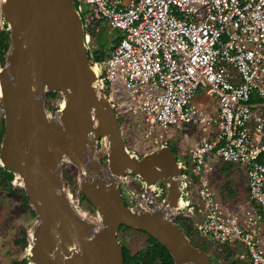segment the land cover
<instances>
[{
	"label": "water",
	"instance_id": "water-1",
	"mask_svg": "<svg viewBox=\"0 0 264 264\" xmlns=\"http://www.w3.org/2000/svg\"><path fill=\"white\" fill-rule=\"evenodd\" d=\"M1 11L10 32V48L0 72L5 121L0 161L14 175L20 174L39 216L37 238L33 237L34 261L125 264L117 234L121 226H127L157 239L175 264H211L207 250L196 246L176 221L145 204L146 211L138 209L142 202L130 207L124 201L118 185L128 174L144 179L147 197L162 182L167 191L163 203L172 205L184 199L180 178L186 166L167 144L140 159L130 153L120 117L100 87L97 60L85 42L75 0H3ZM49 91L64 94L60 121L45 110ZM105 138L109 140L110 177L102 176L97 160L95 168L102 179L91 182L84 176L86 151L91 147L97 152L99 140ZM3 157L13 166L3 164ZM64 157L82 172V193L101 215L99 232H92V223L71 205L62 184Z\"/></svg>",
	"mask_w": 264,
	"mask_h": 264
},
{
	"label": "built area",
	"instance_id": "built-area-1",
	"mask_svg": "<svg viewBox=\"0 0 264 264\" xmlns=\"http://www.w3.org/2000/svg\"><path fill=\"white\" fill-rule=\"evenodd\" d=\"M75 3L88 46L99 22L118 31L97 65L101 89L126 95L118 106L110 97L119 116H142L156 141L189 126L207 132L180 178L184 197L199 177L205 218L196 231L222 246L241 244L250 264H264V0ZM200 93L212 99L213 114L193 103ZM219 161L247 178L248 199L239 208L223 205L212 189L208 175Z\"/></svg>",
	"mask_w": 264,
	"mask_h": 264
},
{
	"label": "rangeland",
	"instance_id": "rangeland-1",
	"mask_svg": "<svg viewBox=\"0 0 264 264\" xmlns=\"http://www.w3.org/2000/svg\"><path fill=\"white\" fill-rule=\"evenodd\" d=\"M2 1L0 0V33L7 30V22L1 11ZM91 34L90 54L94 55L96 59L98 57L102 58L101 60L105 59L117 42L118 31L112 30L104 22H99L97 28ZM5 66L0 61V72ZM49 92H54L55 95H49ZM49 92L46 93L44 100L45 110L50 117L59 118L61 116V103L65 98L64 94L59 91ZM103 94L108 98L113 97V101L117 106L118 102L126 97L121 92L112 94L110 88L103 90ZM211 101L210 97L200 93L194 97L193 103L197 106L206 107L213 114L215 106ZM125 108L126 105H123L119 107V110ZM119 117L127 148L131 154L139 159L166 142L168 146L175 149L179 161L183 162L187 168L189 166L190 150L207 135V132L200 126H189L172 130L169 134H165L166 136L162 140L156 141L159 134H149V124L142 116H134L127 112ZM4 131V110L0 102V158ZM108 155L109 149L106 139L104 141L99 140L96 160L99 161L102 167V176L105 179L110 177ZM213 165L214 168L208 178L217 199L229 208H239L248 199V185L245 174L234 164L219 161ZM60 167L62 170V184L65 192L69 195L71 205L84 218L99 225L101 217H99L97 208L82 193V172L79 167L67 158L61 161ZM4 170L5 168L0 161V264H38L34 261L33 241L38 223V214L30 202L29 206L24 202L25 189L21 178L15 175L10 180L5 175ZM120 176L117 178L120 179ZM193 179L194 183L188 188L190 194L184 195L186 204L181 205L182 207L180 206L178 209L170 210L169 217L182 227L196 246L207 250L210 254L211 264H250L246 250L241 244L233 248L222 246L209 242L196 231V224L204 221L205 214L199 210L200 206L198 205L199 203L202 204V199H199L197 193L199 177H193ZM111 180H113V177ZM155 187L154 193L148 194V197L144 196V179L135 174L122 177L118 185L128 206L135 207L139 202H142V205L145 204L148 209L161 207L167 194L166 185L164 186L162 182H157ZM187 201H189V204H187ZM117 238L123 247L132 253L144 250L149 245V236L146 233L127 226H121Z\"/></svg>",
	"mask_w": 264,
	"mask_h": 264
},
{
	"label": "trees",
	"instance_id": "trees-1",
	"mask_svg": "<svg viewBox=\"0 0 264 264\" xmlns=\"http://www.w3.org/2000/svg\"><path fill=\"white\" fill-rule=\"evenodd\" d=\"M10 48V32L3 30L0 33V61L5 65L6 54ZM107 57V56H106ZM105 57V58H106ZM102 58L98 57L96 60L101 61ZM104 60V59H103ZM49 95H55L54 92H49ZM172 148V147H171ZM174 151L175 149L172 148ZM5 175L12 180L14 173L4 170ZM24 202L29 206V198L24 191ZM146 233V232H144ZM149 245L144 250H139L132 253L127 248H124L125 264H175L172 255L167 248L163 246L157 239L149 235Z\"/></svg>",
	"mask_w": 264,
	"mask_h": 264
},
{
	"label": "bare ground",
	"instance_id": "bare-ground-1",
	"mask_svg": "<svg viewBox=\"0 0 264 264\" xmlns=\"http://www.w3.org/2000/svg\"><path fill=\"white\" fill-rule=\"evenodd\" d=\"M92 68H93V70H96V66H94V65H92ZM5 74H6V71H5ZM0 96H2V91H1V87H0ZM65 105H66V100H65V98H64V100H63V102L61 103V108H64L65 107ZM61 112V111H60ZM50 117V116H49ZM50 118H52V117H50ZM52 119H54V120H56V121H60L61 120V117H59V118H52ZM106 139V141H107V144L109 143V140L107 139V138H105ZM65 158H67V157H64L63 159H65ZM86 158H87V162H86V164H87V166H86V168L85 169H87L86 171L87 172H85L84 173V176L89 180V181H91V182H93L94 180H98V179H102L101 178V176H99V173H98V171L96 170V168H95V165L97 164V160H96V150H94L93 148H91V147H88L87 148V151H86ZM62 159V160H63ZM68 159V158H67ZM2 163L3 164H6V165H9V166H13L12 165V163H11V161L7 158V157H3L2 158ZM20 174L17 172V176L18 177H20L19 176ZM116 176V175H115ZM120 176V175H119ZM121 177V176H120ZM119 179V178H118ZM144 196H146L147 197V194H145ZM68 197H69V195H68ZM186 204V201L184 200V199H181V197L180 198H178L177 199V202H175L174 204H172V205H167V203H163V205L161 206V207H159V208H156L157 210H159V212L161 213V214H163L164 216H169V212H170V210H172V209H178L181 205L182 206H184ZM181 206V207H182ZM137 208L138 209H143V211H146L147 209H145L144 208V206L143 205H138L137 206ZM134 211H136V209H133ZM77 212H78V210H76ZM139 213H141L142 211H139V210H137ZM79 213V212H78ZM80 215H81V213H79ZM39 217V216H38ZM81 217H83L82 215H81ZM100 217H101V215H100ZM84 218V217H83ZM85 220H87L86 218H84ZM88 222H91V221H89V220H87ZM39 223H40V221H38V225H37V228H38V226H39ZM92 223V232H99L100 230H101V228L103 227V223H102V219L100 220V222H99V225H97V223H93V222H91ZM37 234V233H36ZM37 235H35V239L37 238L36 237Z\"/></svg>",
	"mask_w": 264,
	"mask_h": 264
}]
</instances>
